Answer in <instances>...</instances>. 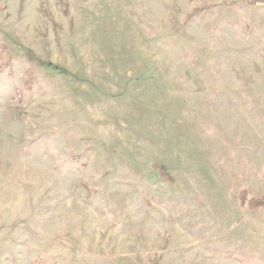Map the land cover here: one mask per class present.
<instances>
[{"label": "rangeland", "instance_id": "374dc122", "mask_svg": "<svg viewBox=\"0 0 264 264\" xmlns=\"http://www.w3.org/2000/svg\"><path fill=\"white\" fill-rule=\"evenodd\" d=\"M2 45L0 264H264V3L0 0Z\"/></svg>", "mask_w": 264, "mask_h": 264}, {"label": "trees", "instance_id": "16d2710c", "mask_svg": "<svg viewBox=\"0 0 264 264\" xmlns=\"http://www.w3.org/2000/svg\"><path fill=\"white\" fill-rule=\"evenodd\" d=\"M248 3L250 5L257 4V3H264V0H248ZM7 49L8 47H6L5 45H2L0 48V71H2L5 68V66L10 65L9 61L6 58ZM26 74L27 75H25V78L27 79V82L30 83L32 79L31 71L28 70ZM154 167L165 171V168L162 166L154 165ZM169 177L170 179H172V176H169ZM240 202L242 203V205H246L247 207L252 208V209L259 208V207L264 208V195H261L259 197H256V196L248 197V192L247 190L244 189L240 193Z\"/></svg>", "mask_w": 264, "mask_h": 264}]
</instances>
